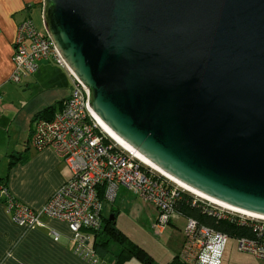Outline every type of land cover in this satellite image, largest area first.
<instances>
[{"label": "water", "instance_id": "obj_1", "mask_svg": "<svg viewBox=\"0 0 264 264\" xmlns=\"http://www.w3.org/2000/svg\"><path fill=\"white\" fill-rule=\"evenodd\" d=\"M43 22L101 124L264 217V0H44Z\"/></svg>", "mask_w": 264, "mask_h": 264}, {"label": "built area", "instance_id": "obj_2", "mask_svg": "<svg viewBox=\"0 0 264 264\" xmlns=\"http://www.w3.org/2000/svg\"><path fill=\"white\" fill-rule=\"evenodd\" d=\"M46 61L66 69L72 87L51 120L37 121L32 144L37 149L53 148L65 161L71 177L38 210L17 201L7 188L1 187L5 212L15 224L32 228L41 225L44 217L64 222L72 233L74 254L88 264H100L102 259L93 245L95 233L102 227L104 203H114L119 190L124 189L156 208L159 219L153 228L157 235L163 233L166 224L185 220L180 259L186 264H222L231 240L238 251L264 262V220L188 194L114 141L88 108V88L68 68L48 35L37 31L32 19L26 18L18 26L9 82L22 84ZM99 188L104 189V203L98 197ZM184 194L193 197L188 202L191 207H201L204 215L218 223L248 228L251 237L230 236L186 217L177 208ZM50 236L55 242L60 240L55 230L50 231Z\"/></svg>", "mask_w": 264, "mask_h": 264}, {"label": "crops", "instance_id": "obj_3", "mask_svg": "<svg viewBox=\"0 0 264 264\" xmlns=\"http://www.w3.org/2000/svg\"><path fill=\"white\" fill-rule=\"evenodd\" d=\"M43 3L44 0H0V188L6 186L17 201L35 210L42 208L71 177L65 161L53 148L37 149L32 144L37 121L50 117L39 114L48 108L57 112L69 96V72L46 61L22 84L9 82L19 24L31 18L37 31L46 34ZM120 193L121 190L116 200ZM179 222H184V228L185 220ZM51 230L60 234L58 242L50 236ZM229 244L222 264H234L236 255ZM73 248L72 233L66 223L44 217L39 226L20 227L6 214L0 195V264H88L74 254ZM121 251V246L113 245V253L102 256L100 264H119L116 256ZM120 264L141 263L131 256Z\"/></svg>", "mask_w": 264, "mask_h": 264}, {"label": "rangeland", "instance_id": "obj_4", "mask_svg": "<svg viewBox=\"0 0 264 264\" xmlns=\"http://www.w3.org/2000/svg\"><path fill=\"white\" fill-rule=\"evenodd\" d=\"M41 32L44 33V29H41ZM113 213L115 227L122 234L124 240L132 248L143 249L156 264H167L180 252L184 242V222L166 224L163 233L157 235L153 228L159 219L156 208L124 189H121L119 199L114 203H104L105 219L110 220ZM229 248L236 255L233 259L234 264H264L249 255L238 252L234 241H230Z\"/></svg>", "mask_w": 264, "mask_h": 264}, {"label": "trees", "instance_id": "obj_5", "mask_svg": "<svg viewBox=\"0 0 264 264\" xmlns=\"http://www.w3.org/2000/svg\"><path fill=\"white\" fill-rule=\"evenodd\" d=\"M55 109L48 108L44 110L42 113L39 114V117L42 115H50V117L46 118L47 120H51L55 115ZM40 119V118H39ZM44 119V118H43ZM10 166H13L11 163ZM6 188V186H3ZM184 200L178 204V210L183 213L188 218L196 219L199 223L212 227L220 232L229 234L230 236H239V237H251L250 231L248 228L238 227L237 225H232L224 222H217L216 220L207 217L203 213V209L201 207L193 208L191 207L190 203L193 200L188 194H184ZM99 199L101 202H105V195L104 189L99 188ZM113 217L115 219V215L113 213ZM104 222L106 225L104 226ZM118 245L122 247V251L118 256H116L117 263H122L126 260H129L132 257L137 259L141 264H156L152 258L140 248H132L126 240H124L122 234L116 229L115 227V220L110 221L109 219H105L104 214L102 217V227L101 230L95 233V242L93 247L96 249L97 253L99 254L100 258L102 256L111 254L112 246ZM167 264H186L180 259L179 256H176L171 262Z\"/></svg>", "mask_w": 264, "mask_h": 264}, {"label": "bare ground", "instance_id": "obj_6", "mask_svg": "<svg viewBox=\"0 0 264 264\" xmlns=\"http://www.w3.org/2000/svg\"><path fill=\"white\" fill-rule=\"evenodd\" d=\"M100 123V122H99ZM101 124V123H100ZM102 128L104 129V131L114 140L116 141L119 145H121L122 147L126 148L127 150H129L130 152H133L134 154H136V156L144 163L146 164L147 166H149L150 168L154 169L156 172L160 173L161 175H163L164 177H166L168 180H170L171 182H173L174 184L178 185L179 187H181L182 189H184L185 191L193 194V195H196L204 200H207L209 202H212L213 204H216L218 206H221L223 208H226L228 210H232V211H235V212H238L240 214H244L245 216H249V217H252V218H257V219H260V220H264V217L262 216H258V215H255V214H252V213H248V212H245L243 210H240V209H237V208H234V207H231L227 204H224L222 202H219L213 198H210L194 189H192L191 187L187 186L186 184L178 181L177 179L173 178L172 176L168 175L167 173L163 172L161 169H159L157 166H155L154 164H152L149 160H147L146 158H144L143 156H141L140 154L136 153L135 151H133L132 149H130L125 143H123L118 137H116L110 130H108L103 124H101Z\"/></svg>", "mask_w": 264, "mask_h": 264}]
</instances>
